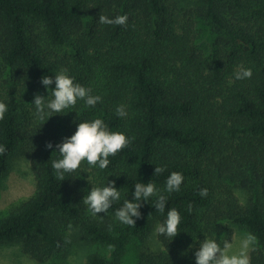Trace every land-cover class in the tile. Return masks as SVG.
<instances>
[{
    "label": "trees",
    "instance_id": "obj_1",
    "mask_svg": "<svg viewBox=\"0 0 264 264\" xmlns=\"http://www.w3.org/2000/svg\"><path fill=\"white\" fill-rule=\"evenodd\" d=\"M119 15L125 24L99 19ZM241 66L251 78H234ZM62 68L101 100L41 119L31 105L35 94L47 96L39 79ZM0 100L9 103L0 119V180L25 157L35 182L33 195L0 217V245L20 244L30 259L48 261L81 242L108 251L88 255L87 264H122L131 241L164 219L155 196L141 202L134 225L115 217L137 180H151L167 197L165 212L174 207L182 219L172 240L156 234L162 250L133 264H194L199 242L230 241L233 224L256 237L251 264H264V0H196L189 9L176 0H0ZM121 104L125 117L116 115ZM95 118L130 143L106 169L82 162L61 179L45 143ZM171 172L184 180L167 193ZM107 179L121 198L93 215L83 196Z\"/></svg>",
    "mask_w": 264,
    "mask_h": 264
},
{
    "label": "clouds",
    "instance_id": "obj_2",
    "mask_svg": "<svg viewBox=\"0 0 264 264\" xmlns=\"http://www.w3.org/2000/svg\"><path fill=\"white\" fill-rule=\"evenodd\" d=\"M99 19L103 23L123 25L128 17L127 15H119L115 18L101 16ZM251 76L250 67L241 66L234 73V78L237 80L248 79ZM39 84L47 92V96L35 94L31 105L35 107L41 119L47 117L48 120L54 114L65 113L80 100L89 107H95L101 100L100 95L92 94V89L77 82L67 69L58 70L54 76L42 75ZM51 85L54 87L49 89ZM8 111L9 103L0 100V119H3ZM116 115L127 116L124 105L117 106ZM129 143L130 138L124 132L111 131L103 119L95 118L79 120L70 136L64 137L59 143L46 142L45 148L52 149V153L57 154V158L51 161V168L63 179L66 174H71L80 168L82 162L100 170L106 169L110 164L109 157L127 147ZM4 151V146L0 145V153ZM160 171L161 168H155L156 173ZM183 180L182 173L171 172L165 182L166 192L178 191ZM206 194V188L200 189L201 196ZM153 196L156 197L154 205L156 211L164 214V219L155 226V233L157 236L172 240L179 231L181 215L174 207L168 208L165 212L167 197L161 194V190L151 180L148 182L137 180L131 192V199H124L122 205L115 210V217L122 224L134 225L135 220L141 215L139 211L141 202L147 203ZM120 198V188L115 186V181L107 179L100 186L91 187L82 200L87 204L89 211L97 215L107 213L113 203ZM255 241L256 237L253 234L246 233L240 239L238 248L233 250L231 240L221 241L212 236L204 238L194 251V264H251L249 252Z\"/></svg>",
    "mask_w": 264,
    "mask_h": 264
},
{
    "label": "rangeland",
    "instance_id": "obj_3",
    "mask_svg": "<svg viewBox=\"0 0 264 264\" xmlns=\"http://www.w3.org/2000/svg\"><path fill=\"white\" fill-rule=\"evenodd\" d=\"M180 9L191 8L196 0H176ZM203 37L208 35V29L199 19L197 23ZM35 191V182L31 173L30 163L25 157L14 159L11 170L0 180V217L11 212L21 203L29 199ZM240 202L245 203L248 200V194L237 188L235 190ZM233 250L239 246V241L248 233L245 229L231 225ZM256 243L254 244V246ZM252 247V249L254 248ZM250 249V251L252 250ZM161 245L157 241L155 227L149 233L146 239H134L128 245L126 254L123 257L122 264H133L142 252L160 251ZM108 254L107 250L96 245H84L83 243L73 242L62 253L56 255L48 261H35L30 259L22 250L20 244L0 245V264H55L61 260L67 264H87L86 257L90 254Z\"/></svg>",
    "mask_w": 264,
    "mask_h": 264
}]
</instances>
